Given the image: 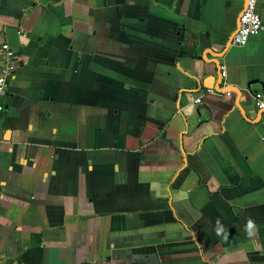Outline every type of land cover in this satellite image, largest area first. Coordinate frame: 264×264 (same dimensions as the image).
Instances as JSON below:
<instances>
[{
    "label": "crops",
    "instance_id": "obj_1",
    "mask_svg": "<svg viewBox=\"0 0 264 264\" xmlns=\"http://www.w3.org/2000/svg\"><path fill=\"white\" fill-rule=\"evenodd\" d=\"M243 2L0 0V264H264V0L238 47Z\"/></svg>",
    "mask_w": 264,
    "mask_h": 264
},
{
    "label": "built area",
    "instance_id": "obj_2",
    "mask_svg": "<svg viewBox=\"0 0 264 264\" xmlns=\"http://www.w3.org/2000/svg\"><path fill=\"white\" fill-rule=\"evenodd\" d=\"M258 0H244L242 10L238 16L237 27L231 37L230 44L238 47L244 46L249 38L257 34L262 28V19L257 10ZM0 54V114L4 110L3 98L7 95L8 82L15 73L19 56L17 51L4 42L1 44ZM220 76L225 77V66L219 64ZM212 90L207 89L206 92ZM226 94L228 91L223 90ZM255 107L264 110V92L255 91L252 94ZM195 103H201V97L196 96L192 99ZM262 146L264 147V136L261 137ZM1 198V192H0Z\"/></svg>",
    "mask_w": 264,
    "mask_h": 264
},
{
    "label": "clouds",
    "instance_id": "obj_3",
    "mask_svg": "<svg viewBox=\"0 0 264 264\" xmlns=\"http://www.w3.org/2000/svg\"><path fill=\"white\" fill-rule=\"evenodd\" d=\"M257 225L255 221L251 218H247L246 224H245V232L249 238L253 237L256 233ZM217 236H222L223 239H228V232L226 228L220 223L219 218L217 219V227L215 229Z\"/></svg>",
    "mask_w": 264,
    "mask_h": 264
},
{
    "label": "water",
    "instance_id": "obj_4",
    "mask_svg": "<svg viewBox=\"0 0 264 264\" xmlns=\"http://www.w3.org/2000/svg\"><path fill=\"white\" fill-rule=\"evenodd\" d=\"M204 84H205V83H204ZM205 85H206V84H205ZM206 87L212 88V87H214V86H213V85H212V86H211V85H210V86H207V85H206ZM216 88H217V89H220L219 87H216ZM261 113H262V112H261Z\"/></svg>",
    "mask_w": 264,
    "mask_h": 264
}]
</instances>
